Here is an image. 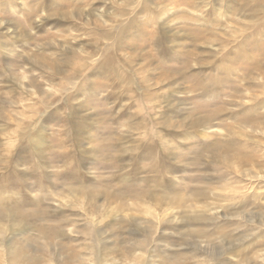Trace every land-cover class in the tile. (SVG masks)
I'll use <instances>...</instances> for the list:
<instances>
[{
    "label": "rangeland",
    "instance_id": "1",
    "mask_svg": "<svg viewBox=\"0 0 264 264\" xmlns=\"http://www.w3.org/2000/svg\"><path fill=\"white\" fill-rule=\"evenodd\" d=\"M31 1L0 0V264H264V68L222 58L252 22L222 20L219 44L190 20L205 14L194 0H51L36 13ZM76 8L104 24L84 27ZM173 13L181 28L148 63L146 19L165 32ZM73 49L85 75L67 80ZM113 54L143 94L131 114L96 68Z\"/></svg>",
    "mask_w": 264,
    "mask_h": 264
},
{
    "label": "bare ground",
    "instance_id": "2",
    "mask_svg": "<svg viewBox=\"0 0 264 264\" xmlns=\"http://www.w3.org/2000/svg\"><path fill=\"white\" fill-rule=\"evenodd\" d=\"M20 1V0H19ZM34 3V6L32 7V5L29 7V8H31V10H33V12H35L36 13V11L37 12H40V11H42L44 8H45V6L43 5L44 3H47V2H49V3H51V0H32ZM31 1V2H32ZM68 1V0H67ZM75 0H73V1H71V3H73ZM76 1H78V0H76ZM90 0H87L86 2L88 3ZM93 2L91 3V5H93L94 6V4L96 3V1H100V0H92ZM104 1V0H103ZM112 1H114V0H109V2H112ZM116 1V0H115ZM146 1V0H145ZM152 1V0H151ZM168 1V0H167ZM197 1V2H196ZM28 2V1H27ZM52 2H54L53 0H52ZM64 2H65V0H64ZM63 2V3H64ZM105 2V1H104ZM189 2V1H188ZM76 3V2H75ZM151 3H153V1L151 2ZM212 3H214V4H212ZM4 4V3H3ZM12 4V3H11ZM79 4V3H78ZM14 5V4H13ZM67 5V4H66ZM88 5V4H87ZM157 5V4H156ZM186 5V4H185ZM199 5V7H202V5H204L205 7H203L204 9H202L201 11H202V13H205L204 15H201V16H196V17H192V18H190V20H192V21H200V24H201V26L202 27H204V28H206L207 29V31L209 32V34H208V36H211V35H213V34H218V33H220L221 31H220V29L222 28L221 27V25H222V20H227L229 17H230V15H234V17H235V15L237 16V15H239V16H242V18H244V17H246V19H248L250 22H252V24H250L251 26L248 28L249 30L246 32V34H242V35H240V37L239 38H236V40L234 39V37H233V40H231L232 41V46L234 47V48H232L233 50H230V51H225L226 53H225V55H229L230 56V59L229 58H225L224 56H222V58L223 59H227L228 61H232V62H235V61H237V59H239L240 57H242V58H245V63H247V62H254L255 63V69H259V70H262L263 71V68H264V47H260V44L261 43H259L262 39H264V0H194L193 2L192 1H190V4H189V6H191V8L192 9H195V10H197L198 8H197V6ZM10 6V5H9ZM12 6V5H11ZM48 6V5H47ZM74 5H72V7H73ZM81 6V5H80ZM89 6V5H88ZM87 6V7H88ZM92 6V8L91 9H94L95 10V8ZM145 6V5H144ZM153 6V5H152ZM158 6V5H157ZM14 7H16V5L14 6ZM76 7H78V6H76ZM100 7V6H99ZM138 7V6H137ZM33 8V9H32ZM79 8H81V7H79ZM90 8V7H89ZM78 9V8H76V9H71V10H69V11H71V14L75 17V19H78L79 20V22L84 26V27H86L85 25H87V24H89L90 22L91 23H94V27L95 26H97V24H98V22H101V24H104V21L102 20H100V15L102 14V13H96V15H94L95 14V11H91L90 9ZM148 8V7H147ZM49 9V8H48ZM59 9V8H58ZM144 9V8H143ZM29 10V9H28ZM52 10V9H51ZM62 10V9H61ZM166 10V9H165ZM52 11H54V9L52 10ZM68 11V10H67ZM104 11V10H103ZM146 11V10H145ZM148 11V10H147ZM214 11H218L217 12V14L219 13V16H221V18L220 19H215L214 20V22H212V21H210V15H211V13L212 12H214ZM84 12H86V13H84ZM105 12V11H104ZM165 12H167V11H165ZM172 12V11H171ZM222 12H226V14L225 13H222ZM61 13V12H60ZM65 13V11L63 12V14ZM139 13V12H138ZM181 13V12H180ZM47 14H49V13H47ZM70 14V12L68 13V12H66L65 13V17H67L68 15ZM70 14V15H71ZM83 14H86V19L84 20V18H81L82 17V15ZM132 14V13H131ZM59 15V14H58ZM141 15V14H140ZM159 15V14H158ZM175 15H177V14H168V18H166L167 20H168V22H166L165 24L166 25H164L163 27H165V32L164 31H161L160 29H156V28H153V26L151 25V23H154V24H157L155 21H154V18H149V17H147V19H146V23L147 24H149L150 26H151V28L153 29V31H154V33L152 32H150V39H151V41H152V44H153V48L155 49V53H156V57H157V59H154V58H152L150 55V57H148V63L150 62L151 63V61H154V60H156L158 63H160V61L161 60H164L165 59V54H166V51H164L162 48V41L163 40H165L166 39V36H165V33H166V31H168V30H171V29H176V28H179V27H174L173 25V19H174V17H175ZM182 15V14H181ZM34 16V15H33ZM51 16V15H50ZM147 16H149V15H147ZM162 16V15H161ZM135 17V16H134ZM223 17V18H222ZM47 18V17H46ZM56 18V17H55ZM66 19V18H65ZM130 19H131V17H130ZM145 19V18H144ZM31 20V19H30ZM29 20V21H30ZM140 20V19H139ZM139 20H138V22H139ZM90 21V22H89ZM94 21H98L96 24H95V22ZM132 21V20H131ZM141 21V23H142V21L143 20H140ZM160 22V21H159ZM162 22V21H161ZM233 22V21H232ZM134 23V22H133ZM137 23V22H136ZM169 23H171V24H169ZM234 23V22H233ZM190 24V23H189ZM236 24V23H235ZM30 25L32 26V25H34L33 24V21L31 20L30 21ZM66 25V24H65ZM133 25V24H132ZM145 25V24H144ZM143 25V26H144ZM230 25H232V24H230ZM127 26V25H126ZM142 26V27H143ZM157 26L159 27L160 25H158L157 24ZM200 26V27H201ZM223 26V25H222ZM247 26H249V25H247ZM56 27V26H55ZM63 27V26H62ZM77 27V26H76ZM75 27V28H76ZM98 28H99V26H97ZM101 27V26H100ZM125 27V26H124ZM137 27V26H136ZM147 27V26H146ZM221 27V28H220ZM29 28H31V27H29ZM58 28H59V26H58ZM108 28V27H107ZM121 28V27H120ZM131 28V27H130ZM180 28H181V26H180ZM180 28H179V30H180ZM226 28V27H225ZM244 28H246V26L244 27ZM250 28H251V30H250ZM61 29V28H60ZM68 29V28H67ZM128 29V28H127ZM136 29V28H135ZM146 29V28H145ZM185 29H186V27H185ZM189 29H190V27H189ZM237 29H239V28H237ZM66 30V29H65ZM80 30H83L82 28L80 29ZM164 30V29H163ZM184 30V29H183ZM68 31V30H67ZM118 31H120V29L118 30ZM130 31V30H129ZM175 31H177V30H175ZM190 31V30H189ZM204 31H206V30H204ZM249 31H251V33H249ZM56 32V31H55ZM107 32H108V30H107ZM127 32V31H126ZM148 32V31H147ZM191 32H193V31H191ZM216 32H218V33H216ZM94 33H96V32H94ZM123 33V32H122ZM130 33V32H129ZM23 34V33H22ZM28 34V33H27ZM116 34V33H115ZM148 34H149V32H148ZM189 34V33H188ZM225 34H227V33H225ZM234 34V33H233ZM23 35H25V34H23ZM96 35V34H95ZM104 35V34H103ZM107 37L109 36V34L108 33H106L105 34ZM142 35V34H141ZM197 35V34H196ZM222 35V34H221ZM60 36V35H59ZM63 36V35H62ZM64 37V36H63ZM133 37V36H132ZM171 37H173V36H171ZM212 37H214L213 39H212ZM25 38V37H24ZM60 38H61V36H60ZM59 38V39H60ZM99 38V35H97L96 37H94V39H93V43H95V44H97V42H98V39ZM109 38H111V37H109ZM120 38V37H119ZM141 38V37H140ZM210 39H211V41L213 40V41H218V43L219 44H222L219 40H217L216 39V36L215 35H213V36H211V37H209ZM230 38V37H229ZM228 38V39H229ZM189 39V38H188ZM199 39H201V37H199ZM198 39V40H199ZM210 39H206V40H210ZM224 39V38H223ZM238 39V40H237ZM87 40V39H86ZM227 40V39H226ZM66 41V40H65ZM179 41V40H178ZM191 41V40H190ZM264 41V40H263ZM87 42V41H86ZM119 42V41H118ZM194 43L195 42H197V39L195 40V41H193ZM227 42V41H226ZM75 43V42H74ZM99 43V42H98ZM120 43V42H119ZM117 44V43H116ZM149 44V43H148ZM68 45V44H67ZM91 45V44H90ZM169 45V44H168ZM264 45V44H263ZM62 46V45H61ZM60 46V47H61ZM71 46V45H70ZM74 46V45H73ZM88 46V45H87ZM110 46H112V45H110ZM149 46H150V44H149ZM220 46V45H219ZM224 46V45H223ZM229 46V45H228ZM68 47V46H67ZM81 47V46H80ZM109 47V46H108ZM114 47V46H113ZM124 47V46H123ZM169 47H171V46H169ZM63 48V47H62ZM77 48V47H76ZM151 48V47H150ZM223 48V47H222ZM109 49V48H108ZM154 49H153V51H154ZM63 50V49H62ZM69 50V49H68ZM106 50H107V48H106ZM223 50H224V48H223ZM102 51V50H101ZM171 51V50H170ZM174 51V50H173ZM172 51V52H173ZM57 52V51H56ZM59 52V51H58ZM69 52V51H68ZM111 52V51H110ZM172 52H171V54H172ZM250 52V53H249ZM71 54H72V57L73 58H78V59H74L73 60V58L71 57V58H69V59H67V60H64L63 62H65L66 63V65L67 66H69L71 69H73V73H72V75L70 76V77H65V79H67V80H69V79H72L71 77H73V76H76V77H81V76H83V75H85V74H82V70H83V68H84V64H83V57L81 56V55H79L78 54V52L77 51H75L74 49L73 50H71ZM118 54V53H117ZM185 55H190V56H193V55H195V56H197L196 55V53H194V51L192 50H187V52H185L184 53ZM112 55V54H111ZM116 55V54H115ZM131 55V54H130ZM145 55H147V54H145ZM152 55V54H151ZM113 56H114V54H113ZM143 56V55H142ZM189 56V57H190ZM31 57V56H30ZM102 57V56H101ZM144 57V56H143ZM173 57V56H172ZM175 57H177V56H175ZM135 58V60L136 59H139V57H138V55L137 54H134V56H133V59ZM193 58V57H192ZM31 59V58H30ZM34 59V58H33ZM117 59L115 58V56L114 57H105L104 58V63H107V64H105V65H99L98 63L96 64V68H98L99 69V71H100V74L104 77V80L106 81V82H108L109 84H112L113 86H114V90H113V93L112 94H114V97L116 96V95H119L118 96V98L119 97H124V98H126V99H128V101L130 102V104L127 106V107H125V111L127 112V113H129V114H131V111L129 110V108H131L130 106H132L133 105V103H137V102H140V97L139 96H143V94H141V95H138V94H136L135 92H133L132 91V89L130 88L131 86V82H132V80H130V78H131V71H130V73H128V72H126V71H124L121 67H120V65L119 64H116V63H114L115 61H116ZM127 60V59H126ZM142 60V59H141ZM141 60H139V61H141ZM190 60V59H189ZM216 60V59H215ZM131 61H133L132 59L130 60V61H126L125 63H126V65H129V63H130V65L132 64V62ZM33 62V61H32ZM86 62H87V60L85 61V65H86ZM189 61H187L186 62V65L187 66H189L190 64L188 63ZM210 62V61H209ZM213 62H215L214 61V58H212V63ZM34 64V63H33ZM35 65V64H34ZM52 67H53V65H52ZM66 67V66H65ZM68 67V68H69ZM185 67V66H184ZM41 68V67H40ZM159 68H161V67H159ZM186 68V67H185ZM56 69H57V72L58 73H56V71H53V70H51L52 71V77L53 76H56V75H60L62 72H60V69H58L57 67H56ZM64 69V68H63ZM165 69V68H164ZM86 70V69H85ZM156 68H153L152 70H151V72L149 71V73H148V75L149 76H158V78L160 77V76H162L160 73V71H159V69H158V74H156ZM225 70H227V71H225V73H227V72H232V70H230V69H225ZM252 70V69H251ZM50 71V70H49ZM93 71V70H92ZM162 71H164V70H162ZM249 71V70H248ZM47 72V71H46ZM98 72V71H97ZM147 71H144L143 73H142V76H141V79H142V81L144 80V76H145V74H147L146 73ZM165 72H167V71H165ZM163 73V72H162ZM248 73V72H247ZM247 73H244V77H246L247 75ZM261 73V72H260ZM94 74H96V73H94ZM262 74V73H261ZM69 75V74H68ZM67 75V76H68ZM170 75V74H169ZM173 75V74H172ZM168 76V75H167ZM64 78V77H63ZM174 78V77H173ZM263 79V78H262ZM163 80V79H162ZM158 81V80H157ZM164 82V81H163ZM200 83V82H199ZM198 84V83H197ZM170 85V84H169ZM71 89V88H70ZM159 91V90H158ZM145 92V91H144ZM257 93V92H256ZM207 94V93H206ZM14 95H12V97H13ZM47 96V95H46ZM161 96V95H160ZM160 96H158L157 95V97H155L156 98V100L154 101V103H156V101H157V107H161V106H159V105H161L160 104ZM165 95H163V97H164ZM206 96H211V95H206ZM15 98H16V96H15ZM30 98V97H29ZM170 98V97H169ZM246 98V97H245ZM38 100V104H39V106H41V107H44V106H47V102H48V100H45V101H43V99H44V97L43 98H37ZM171 99V98H170ZM207 99H209V98H207ZM31 100H32V98H31ZM7 102V101H6ZM1 104V103H0ZM33 104H35V103H30V105H27V107L29 108V109H34V105ZM36 105V104H35ZM169 105V104H168ZM243 105V104H242ZM139 107V106H138ZM174 107V106H173ZM40 108V107H39ZM151 108H152V106H151ZM156 108V107H155ZM167 108V107H166ZM168 109V108H167ZM152 110V109H151ZM160 113H161V111H160ZM133 117H134V115L131 117V119H133ZM259 117H261L260 119H259V122L261 123V127H260V132H262L263 130H264V120H263V118H264V115L262 116V115H259ZM256 119V118H255ZM204 121V120H203ZM203 121L201 120V119H199V123H203ZM252 121V120H251ZM254 121V120H253ZM128 125H130V122H128L127 120L125 121ZM169 123V122H168ZM77 124H79V123H77ZM75 125L77 128H78V125ZM192 124H194V125H197V122H195V121H193L192 122ZM80 125V124H79ZM192 126V125H191ZM75 127V128H76ZM254 133V132H253ZM253 156H251L250 155V157H249V159L248 160H246V161H248V162H250V163H253V158H252ZM256 162H258V164L260 163V161H257L256 160ZM229 164H230V162H229ZM233 165V164H232ZM238 165V164H237ZM240 165V164H239ZM236 166V165H235ZM239 166H237L236 168H238ZM240 167H241V165H240ZM234 168V167H233ZM236 171V170H235ZM238 171V170H237ZM249 172V171H248ZM261 254H260V257H262V260L264 261V251H262V252H260ZM259 255V254H258ZM258 258H259V256H258Z\"/></svg>",
    "mask_w": 264,
    "mask_h": 264
}]
</instances>
